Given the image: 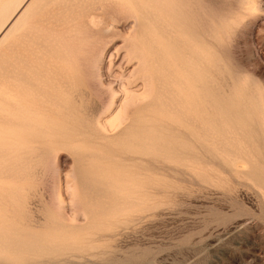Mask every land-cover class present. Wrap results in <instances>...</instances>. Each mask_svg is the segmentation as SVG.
Listing matches in <instances>:
<instances>
[{"label": "rangeland", "instance_id": "374dc122", "mask_svg": "<svg viewBox=\"0 0 264 264\" xmlns=\"http://www.w3.org/2000/svg\"><path fill=\"white\" fill-rule=\"evenodd\" d=\"M22 1L0 0V72L13 66L0 83V264H46L41 248L65 243L74 253L56 264H264V0ZM190 62L228 98L212 166L143 137L149 102L186 91ZM63 80L50 114L63 125L23 121Z\"/></svg>", "mask_w": 264, "mask_h": 264}, {"label": "bare ground", "instance_id": "6f19581e", "mask_svg": "<svg viewBox=\"0 0 264 264\" xmlns=\"http://www.w3.org/2000/svg\"><path fill=\"white\" fill-rule=\"evenodd\" d=\"M85 1V0H84ZM96 1V0H95ZM22 2H25L24 0ZM51 2V1H50ZM74 3V1H70V3ZM87 2V1H86ZM88 3V2H87ZM91 3V2H90ZM30 3H26L24 7L28 8ZM60 4V3H58ZM62 4V3H61ZM56 5V4H55ZM76 5V4H74ZM130 5V4H129ZM62 6V5H61ZM60 6V7H61ZM68 6V5H67ZM70 6V5H69ZM73 6V5H72ZM89 6V5H88ZM86 7V6H84ZM24 8V9H26ZM57 8V7H56ZM69 8V7H68ZM92 8V7H91ZM21 9V8H20ZM59 9V8H58ZM61 9V8H60ZM65 9V8H64ZM75 9V7L73 8ZM89 9V8H88ZM87 9V10H88ZM16 10V8H15ZM18 10V9H17ZM23 10V8H22ZM28 11V10H27ZM81 11V10H80ZM20 12V11H19ZM82 12V11H81ZM89 12V10H88ZM22 13V12H20ZM24 13V12H23ZM86 13V10L84 11ZM25 14V13H24ZM62 14V13H61ZM59 14V17L61 16ZM23 14H17L12 22L10 23L9 29L12 30L14 26L18 23L19 18H21ZM84 15V14H83ZM91 15V14H90ZM26 16V15H25ZM57 16V14H55ZM64 16V14H63ZM85 16V15H84ZM7 17V16H6ZM12 17V16H11ZM82 17V15H81ZM62 20L63 17L61 16ZM88 18V17H85ZM92 18V16H91ZM24 19V18H23ZM57 19V18H56ZM89 19V18H88ZM87 19V20H88ZM26 20V19H25ZM84 20V19H81ZM66 21V20H64ZM86 21V20H84ZM61 22V21H60ZM63 22V21H62ZM67 22V21H66ZM57 24V22H54ZM88 23V22H86ZM85 23V24H86ZM1 25V24H0ZM61 24H59L60 26ZM89 25V24H88ZM4 26V25H3ZM63 26V25H61ZM96 27V26H95ZM100 27V26H99ZM94 28V27H93ZM58 31V30H57ZM10 32V31H9ZM8 33V32H7ZM101 33V32H100ZM104 33V32H103ZM10 34V33H9ZM3 36V35H2ZM1 36V37H2ZM8 36V35H7ZM190 36V35H189ZM47 37V36H46ZM5 38V37H4ZM3 39V38H2ZM48 39V37H47ZM4 42V41H3ZM1 43V42H0ZM27 45V44H26ZM6 47V46H5ZM8 48V46L6 47ZM41 48V47H40ZM28 49V48H27ZM34 49V48H33ZM6 51V49H5ZM29 51V50H28ZM4 52V50H3ZM31 52V51H30ZM32 51L31 53H33ZM38 52V51H37ZM35 52V53H37ZM5 53V52H4ZM197 53V52H195ZM1 54V53H0ZM6 54V53H5ZM29 54V53H27ZM26 54V55H27ZM198 54V53H197ZM193 55L194 59L195 56ZM210 49L208 47L205 48V59L207 60L206 66L210 64L211 57H210ZM3 55V54H2ZM10 55V54H8ZM34 55V54H33ZM46 55V53H45ZM31 57V55H29ZM44 56V53H43ZM47 56V55H46ZM1 57V55H0ZM27 57V56H26ZM25 57V58H26ZM30 57H27L30 59ZM37 57V55H36ZM3 58V57H1ZM5 58V57H4ZM18 58V57H17ZM43 58V57H42ZM47 58V57H46ZM160 58L157 55L156 60L159 62ZM197 58V57H196ZM33 59V58H31ZM45 59V58H43ZM35 60V59H34ZM31 60V61H34ZM4 61V60H3ZM25 61V60H24ZM5 62V61H4ZM20 64V62L18 63ZM17 64V65H18ZM25 64V63H24ZM0 65H1V59H0ZM26 66L29 64H25ZM24 65V66H25ZM21 66V65H20ZM23 66V67H24ZM3 67V65H2ZM12 64L9 65L3 72H0V83H2L4 80L1 77H5L6 74L12 73L13 68ZM38 67V66H37ZM210 67V66H209ZM22 69V67H21ZM25 69V67H24ZM183 77H179V81L183 83H186V91H182V93L178 90L175 91V95L172 96L170 99L162 100L156 99L153 100V102H149V108L152 113V118L146 119V123H148L150 126L144 130L145 132V139H148L150 141H155L154 144L158 148H162V151H168L169 149H176L178 153H183L187 157H194L196 158L201 164H204L206 166H212L214 165L215 159H216V149L213 147L214 143V132L217 129V127L220 125L221 127L226 123H230L228 121V115L230 114L228 112L229 106H228V98L226 96V91H222V93H216L215 90V79L211 73L209 75V68L201 70L200 66L196 62L194 63H188V65L183 68ZM46 70V69H45ZM53 70V69H52ZM206 70V71H205ZM65 71V70H64ZM63 71V72H64ZM23 72V71H22ZM48 72V71H46ZM169 72H172L169 70ZM205 72V73H203ZM208 72V73H207ZM25 74V73H24ZM56 74V73H54ZM158 74H156L155 77H157ZM26 76V75H25ZM10 77H13V75H10ZM56 77V76H55ZM7 80H9L7 77H5ZM51 78H53L51 76ZM58 78V77H57ZM158 78V77H157ZM39 79V78H38ZM10 81V80H9ZM23 81V79H22ZM179 82V83H180ZM12 83V82H11ZM14 84V83H12ZM29 84V82H28ZM163 85V83H161ZM6 85V84H5ZM35 85V84H34ZM67 85V80H63L62 82L59 81L55 85L51 86V90H44L41 91V98L40 101L37 100V107H32L30 109H26L24 112L25 116L23 117V121H25L29 125H33L34 123L40 124V125H48L52 126L55 124L56 126H62L64 123V118L59 117L61 119H55L50 114L53 115L54 109L53 106V97L55 96V92L62 91V89H65V86ZM146 85V84H145ZM174 85V83H173ZM8 86V85H7ZM13 86V85H12ZM16 86V85H15ZM31 86V85H30ZM37 86V85H35ZM50 86V85H49ZM148 86V83H147ZM225 86V85H224ZM39 87V86H38ZM43 87V86H42ZM173 87V86H172ZM226 87V86H225ZM11 89V88H10ZM25 89V88H24ZM23 89V90H24ZM57 89V90H54ZM33 90V89H32ZM38 90V89H37ZM36 90V91H37ZM174 90V89H173ZM145 92V89L141 94L138 96L140 97L143 95L142 93ZM27 93V92H26ZM5 94V93H4ZM23 95V94H22ZM4 96V95H3ZM25 96V95H24ZM145 98V97H144ZM140 98V99H144ZM146 99V98H145ZM139 100V99H138ZM27 101V100H26ZM29 102V101H28ZM7 103V102H6ZM41 103V104H40ZM58 109L61 111L63 110V107H66V99L61 98L59 100ZM57 105V106H58ZM56 106V107H57ZM5 107V106H4ZM38 108V109H37ZM10 110V109H9ZM148 110V109H147ZM11 111V110H10ZM19 111V110H18ZM0 113L5 114V111L3 112V109L0 110ZM7 115V114H5ZM9 115V114H8ZM12 117V116H11ZM151 117V116H149ZM142 118V117H141ZM15 119H18L16 117ZM140 119V118H139ZM91 121V120H90ZM93 123V122H92ZM173 125H178V127L185 128V131L181 132L179 129L176 130ZM223 126V127H224ZM4 128V127H3ZM227 128V127H226ZM63 129V128H62ZM219 129V128H218ZM225 130V129H224ZM1 131H3L1 129ZM95 131L98 134H101V136L104 134V131L100 128H95ZM169 131V132H167ZM13 132V131H12ZM225 132V131H224ZM57 131H44L43 135L47 138L51 137H57L56 134ZM65 133V132H64ZM6 134V133H5ZM8 134V133H7ZM223 134V133H221ZM42 135V134H41ZM90 135V134H89ZM11 136V135H10ZM106 137V135H104ZM20 137V136H19ZM2 138V137H1ZM4 138V137H3ZM7 138V137H6ZM107 138V137H106ZM25 139V138H23ZM193 140V142L191 141ZM8 140V139H7ZM15 140V139H14ZM28 140V139H27ZM31 140V139H30ZM50 140V139H49ZM57 140V139H55ZM54 140V141H55ZM60 140V139H59ZM142 140V139H141ZM11 141V140H10ZM20 143L19 139L16 140ZM22 141V139H21ZM33 141V140H32ZM31 141V142H32ZM97 141V140H96ZM2 142V141H1ZM5 142V141H4ZM44 142V141H43ZM47 142V141H46ZM58 142V141H57ZM139 142V141H138ZM14 143V142H13ZM22 143V142H21ZM20 143V144H21ZM33 143V142H32ZM36 143V142H34ZM24 143H22L23 145ZM27 144V143H26ZM100 144V143H99ZM137 144V143H136ZM135 144V145H136ZM141 144V143H140ZM153 144V143H152ZM151 144V145H152ZM8 145V144H7ZM227 145V144H226ZM148 146V145H147ZM150 146V143H149ZM154 147V146H153ZM151 148V147H150ZM221 148V147H220ZM10 149V148H9ZM231 150V149H230ZM111 151V150H110ZM159 151V150H158ZM4 152V151H3ZM114 152V151H113ZM119 152V151H118ZM117 152V153H118ZM1 153V152H0ZM18 153V152H17ZM26 153V152H25ZM121 153V152H120ZM113 154V153H112ZM166 154V153H164ZM152 155V154H151ZM158 155V154H157ZM160 155V154H159ZM170 155V154H169ZM177 155V153H176ZM17 156V155H16ZM86 156V155H85ZM13 157V156H12ZM22 158V157H21ZM126 158V157H125ZM6 159V158H5ZM139 159V158H138ZM143 160V159H142ZM151 160V159H150ZM155 160V158L153 159ZM7 161V160H6ZM135 162V161H134ZM150 162V161H149ZM223 165L225 167H229L234 170V168H242L243 164L233 162L232 158L223 157L222 159ZM140 164V163H139ZM133 166V165H132ZM146 166V165H145ZM201 166V165H200ZM143 167V166H142ZM110 168V167H109ZM108 169V168H107ZM239 169H235V171H238ZM106 171V170H105ZM103 173V172H102ZM101 174V173H100ZM105 176V175H104ZM126 177V176H125ZM124 177V178H125ZM90 178V177H89ZM103 178V177H102ZM100 180V179H99ZM104 180V179H103ZM117 180V179H116ZM85 181V180H84ZM88 182V181H87ZM119 182V181H118ZM114 183V182H113ZM91 184V183H90ZM119 184V183H118ZM3 183H0V186H3ZM106 185V184H105ZM118 189V188H117ZM118 191V190H117ZM114 192V191H113ZM95 193V192H94ZM91 196V195H90ZM49 224V223H48ZM67 227V226H66ZM59 230V229H58ZM50 239V238H49ZM63 239V238H62ZM33 240V239H32ZM58 241V240H57ZM49 243V242H48ZM60 243V242H59ZM58 243V244H59ZM57 245V244H56ZM112 247V246H111ZM18 248V247H17ZM100 253L107 254L111 252L107 246H100ZM42 252L46 255H44L48 260H45L46 264H56L57 260H62L64 255L68 253H74L73 246L69 243H65L59 246L55 245H44L42 248ZM17 250V249H16ZM117 251V250H116ZM15 252V250H14ZM67 252V253H62ZM114 252V251H113ZM116 253V252H115ZM43 255V254H42ZM60 255V256H59ZM63 255V256H62ZM59 256V257H58ZM70 256V255H67ZM75 256V255H74ZM30 257V256H29ZM41 257V256H40ZM81 257V256H80ZM138 257V256H137ZM137 257H132L137 258ZM27 258V257H26ZM60 258V259H59ZM66 257H64L65 260ZM68 258V257H67ZM140 258V256H139ZM116 258L113 257L110 261H116ZM11 260V259H10ZM63 260V261H64ZM67 260V259H66ZM72 262L71 256L69 259ZM69 260L65 261L67 263ZM136 260V259H134ZM31 261V260H30ZM76 261V260H75ZM109 261V260H108ZM131 261V260H130ZM133 261V260H132ZM24 262V261H23ZM59 262V261H58ZM20 263V262H19ZM25 263V262H24ZM70 263V262H69Z\"/></svg>", "mask_w": 264, "mask_h": 264}]
</instances>
